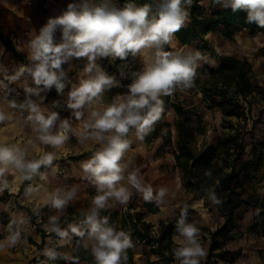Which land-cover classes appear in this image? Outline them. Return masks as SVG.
<instances>
[{
  "label": "clouds",
  "instance_id": "obj_1",
  "mask_svg": "<svg viewBox=\"0 0 264 264\" xmlns=\"http://www.w3.org/2000/svg\"><path fill=\"white\" fill-rule=\"evenodd\" d=\"M191 2L158 0L153 11L152 5L138 6L131 0L122 8L107 0L99 6L90 4L89 0H82L79 4L74 0L61 15L50 17L30 40L29 64L20 66L14 75H6L4 80H0V88L7 92L5 80L11 84L24 75L31 78L35 87L24 86L28 97L25 102L17 105L15 101H9V105L28 112L27 120L41 144L60 148L68 140L67 133L71 130L69 121H61L60 130L54 132L58 113H47L30 97H39L41 91L52 88L62 94L67 80L64 65H71L73 60H86L79 82L72 84L67 100V107L79 120L83 116L82 109L91 106L105 91L119 86L116 77L100 67L98 59L118 58L123 61L131 56L143 60L141 54L148 53L142 70L132 73V82L127 85L126 93L118 94L112 103L102 109H91V123L85 126L88 131L80 136L81 143L91 139L100 145L99 150L82 164L86 178L97 191L84 220L89 228V238L94 241L92 255L95 264H122L127 260L126 250L132 247L126 232L107 226L108 218H100L99 215L108 206L110 198L126 204L132 195L129 188L121 184L125 179V165L121 161L131 144L128 139L130 132L134 130L136 138L141 141L149 135L164 110L162 97L171 96L178 89L185 91L192 88L199 62L206 59L200 51L173 53L164 50L165 45L171 46L174 34L185 26L189 13L183 5H191ZM213 2L225 8L230 6L233 12L244 10L248 23L264 27V0ZM57 31L61 34L59 43L55 42ZM121 76H124L123 71ZM6 119L10 117L0 111V122ZM53 159V153H46L40 159L26 161L20 148L0 144V177L12 166L24 179H30L42 165L51 164ZM206 175L211 177L210 172ZM127 183L146 202H155L157 206L163 203L168 191L165 187L154 190L151 185H145L137 170L128 173ZM74 196V190L63 197L54 194L51 204L61 210ZM207 197L214 204L221 202L214 189L208 191ZM188 211L187 204L180 209L176 222L178 235L173 237L176 245L173 255L179 264H200L206 253L198 240L199 229L195 223L187 222ZM50 224V231L62 238L68 235L59 227L57 217L50 218ZM69 227L73 233L83 235L77 227ZM7 240V245L0 242V249L15 246L18 234L9 236ZM45 255L55 258L56 253L45 250Z\"/></svg>",
  "mask_w": 264,
  "mask_h": 264
},
{
  "label": "trees",
  "instance_id": "obj_2",
  "mask_svg": "<svg viewBox=\"0 0 264 264\" xmlns=\"http://www.w3.org/2000/svg\"><path fill=\"white\" fill-rule=\"evenodd\" d=\"M105 0H91L92 5L99 6ZM158 0H131L138 6L144 4L154 5ZM118 4L125 5L130 0H117ZM188 11V21L185 26L174 34L181 45L194 46L197 50L210 54L216 63L212 66L205 65L196 72L194 86L185 91L179 89L171 96L162 97L164 101L163 112L159 121L154 125L153 131L144 138L146 144L159 139L156 152L170 153L174 166L178 168L180 178L185 190L192 194V199H203L204 205H210L221 220L213 229H208L207 254L200 264H215L218 261L234 262L241 254L240 248L226 247L242 235L239 222L244 214L251 210V229L260 234L264 232V139L255 135L257 125L262 122L264 108L259 110L256 118L251 117L252 97L255 92L251 79L250 64L233 55L218 53L209 40V34H217L223 39L233 40L235 35L245 30L248 35L254 36L264 31L255 23L246 21L247 12L238 10L233 12L231 7L208 0L204 5L202 0H192L191 5H183ZM0 39L10 48L15 57L23 60L8 36L0 29ZM264 56V46L259 48ZM71 73H67V77ZM119 87H113L103 93L100 98L107 105L112 103L114 96L119 92ZM199 95V102L206 108H216L221 112V126L224 131L215 136L211 141L198 144V136L205 131L203 113L199 105L193 101V96ZM174 113V120L167 119L168 111ZM251 124L249 125V119ZM94 149L69 156L70 160H80L92 156ZM46 165H42L38 174ZM211 173V177L206 175ZM25 179L20 191L31 179ZM214 189L215 195L221 201L212 203L207 193ZM26 192V190L24 191ZM10 195L7 188L3 189L0 200L4 201ZM26 211L30 221L40 234V242L22 231L12 219H1L0 222L10 229V232L0 233V239L19 233L25 240L40 248L51 232L47 233L42 227L43 222L50 223V218L57 217L59 227L72 225L77 227L83 235L73 233L69 239L72 254L68 260L61 264H80L86 261L95 264L91 248L85 244L89 237V228L84 223L86 211H78L72 205L67 207L63 214H53L50 205L31 210L23 205H18ZM145 211L157 213L160 206L155 202H142L141 208L136 210L133 201L125 209L106 208L101 210L100 218L107 217L108 225L116 231L126 232L131 239L132 247L126 250L127 264H135L133 256L137 243L147 245L148 253L156 259H147V264L156 261L161 264H179L173 255L176 246L173 236L177 235L176 222L180 210L167 219L159 220L157 227L144 218ZM38 212H43L40 221H37ZM191 212L196 210L189 207L187 222H190ZM2 215V214H1ZM43 255L35 254L29 264L43 263ZM123 262V261H122Z\"/></svg>",
  "mask_w": 264,
  "mask_h": 264
},
{
  "label": "rangeland",
  "instance_id": "obj_3",
  "mask_svg": "<svg viewBox=\"0 0 264 264\" xmlns=\"http://www.w3.org/2000/svg\"><path fill=\"white\" fill-rule=\"evenodd\" d=\"M71 2H74V0H23L22 4L27 8L28 11L27 16H25L24 19L26 22L31 24V28L27 27V30H30L31 35L34 37L39 33L40 28L47 23L50 17L61 15L66 10L67 5ZM75 2L79 4L82 2V0H75ZM105 2L106 0L103 3ZM107 2L121 8L124 6L118 4L117 0H107ZM89 3L92 4L91 0H89ZM157 3L158 1L154 3L153 11H155V5ZM202 3L207 5L208 0H202ZM60 35V32L57 31L55 35V42H60ZM208 37L218 53L239 57L246 60L250 64L251 79L255 88V92L252 97V109L250 114L251 117L256 118L259 110L264 108V56H262L259 52V48L264 46V31L259 32L254 36H250L245 30H241L235 35L233 40L223 39L217 34H209ZM164 50L171 51L173 53L185 52L188 50L199 51L194 46L181 45L176 40V38H173L171 46L165 45ZM201 53L206 59L199 62V67L197 68L196 72L200 71L205 65L212 66L216 63L215 58L210 54L203 52ZM141 55L143 56V60L140 57L133 58L131 56H129L127 60L123 61L118 58L115 60L112 58H101L97 60V63L100 65V67L109 75H114L119 82L118 89L120 90L114 96V98L118 94L126 93L128 90L127 85L132 82V73L142 70L143 62L147 60L148 53L144 52ZM71 64L73 65H71L70 73L74 74H70L65 81V89L67 92L70 91L72 84L79 82V77L83 71L84 65L86 64V60H73ZM121 71L124 72V76H121ZM198 97L199 95L193 96V101L196 105L201 107L203 113L205 131L203 134L198 136V144H201L203 141H211L215 136L221 134L224 129L221 126V112L216 108L204 107L203 104L199 102ZM106 105L107 104L103 103L99 98L98 100L93 101L92 105L89 106L87 111H84L83 109L81 110L83 112V116L81 117V134L88 131L85 126L91 123V109H102ZM167 119L171 122L174 120V113L172 110L168 111ZM262 121H264V114H262ZM250 124L251 118L249 119V125ZM255 135L258 138L260 137L264 139V122L257 125ZM80 136L71 137L70 141L72 146L70 150H65L61 146V150L57 151V153H54V159L51 163L54 167V176H52L54 179L53 191L58 193L64 192L66 194L74 190L75 196L69 201H73L72 203L75 207H79V210L84 211L83 209L87 208L88 212L91 208L92 198L97 195V191L95 187L89 186L84 180H79L76 183H73L70 180L68 169L70 168L69 165H72V163L70 162L69 154L79 153L80 151H86L90 149H94L95 152L99 150L100 145L96 144L91 139L84 140V142L81 143ZM128 139L131 140V144L128 151L125 153L128 161L126 158L121 161V163L125 165L126 171L125 179L121 181V184H123L125 187H128L132 192V195L129 201L118 209H125L126 205L130 201H133L134 206L136 207L144 201L142 195L127 183L128 173L137 170L139 175L143 177V183L145 185H151L154 190H158L161 187L167 188V194L164 197L163 203L160 205L162 209L166 211V213L172 215L178 212L185 204L196 210V212H191L190 214V223H195L196 227L199 229V243L201 246L205 245L206 247V242L208 241L207 237L209 235L208 229L215 228V226L221 220L215 211L212 210V207L209 206L210 202L208 203L209 205H204L203 199H192V194L187 192L183 186L179 170L174 166L172 155L168 152L161 154L156 152V149L159 145V139L146 144L144 139L141 141L136 138L134 130L130 132ZM87 158L90 159L91 156H88ZM36 176L37 174L33 177V179L30 180L29 183L26 184V186L23 188V191H20V189L18 190V193L15 194V196L18 197L17 199H7L6 202L10 201L11 205L16 210V216L11 217L6 212H0V220L2 218L12 219L22 231H24L34 240L36 239L38 241L37 243H39L41 240L39 232L30 221L26 211L18 207V205H23L25 207H31L33 210L40 208L36 206V204L26 200V194L31 187L32 180H35ZM68 178L69 181H67ZM25 190L26 192H24ZM109 209L113 210L114 208ZM42 216L43 212H38L37 221H40ZM252 216L253 212L248 210L239 222L242 235L226 243V247L230 249L240 248L241 254L237 259V264H264V232L260 234L257 232L256 228L251 229L249 227L252 221ZM69 226L70 225H65L64 227H61L62 230H65L68 233L66 237L62 238L57 235V233L50 231V223L43 222L42 227L47 233H51L47 235L44 244L40 248H38L35 244L28 242V240H25L19 233L17 234L20 241H22V245L26 246L28 249H33V252H37L36 254L43 255V263L61 264V261L68 260L72 253L69 239L73 232ZM154 227H157V225H154ZM9 232L10 229L0 222V233L7 234ZM93 243L94 241L89 237L85 239V244L90 246L91 249ZM203 249L205 252H207L206 248L203 247ZM45 250H51L55 252V258L45 255ZM148 258L154 260L155 256L148 253L147 245L137 243L134 253L135 264H147ZM204 258L205 256L201 258V260ZM154 264L161 263L156 261Z\"/></svg>",
  "mask_w": 264,
  "mask_h": 264
},
{
  "label": "crops",
  "instance_id": "obj_4",
  "mask_svg": "<svg viewBox=\"0 0 264 264\" xmlns=\"http://www.w3.org/2000/svg\"><path fill=\"white\" fill-rule=\"evenodd\" d=\"M22 1L23 0H0V29L4 35L9 37L12 45L15 47L17 52L22 55L23 58V60H21L15 57L12 50L8 48L6 44L0 39L1 75H14L19 70L20 66L29 64V42L33 38V36L31 35L30 30H27V27L31 28V24L26 22V20L24 19L25 16H27L28 11L27 8L22 4ZM71 65L64 66L66 72H71ZM73 74L74 73H72L71 75ZM17 83L24 93V86L26 84L29 87H35V85L31 81V78L27 75L21 76L17 80ZM30 98L34 101L40 102L43 110H46L47 113L58 112L59 118L54 125V132L60 130L59 125L61 121H69L71 130L67 133L68 140L62 146V148L65 150H70L72 146L70 141L71 137H79L81 134L80 128L82 126V118L77 120L73 113V110L67 107L68 92L66 91V89H64L62 94H58L55 88H52L50 91H41L39 97L32 96ZM88 108L89 106H86L83 110L87 111ZM0 111H3L7 116L10 117V119H6L5 121L0 122V144L7 147L20 148L24 152V158L26 161L40 159L46 153L54 154L57 153V151L61 150V148H53L50 145L41 144L37 139V134L32 129L31 123L12 115L9 112L8 104L1 100ZM81 152L83 151H80L79 153ZM73 154L77 153H70L69 156ZM87 157L75 161L70 160L72 165H69L70 168L68 169L69 178L73 183H76L79 180H84L89 186L95 187V185L86 178V174L84 173L82 168V164L89 159ZM125 158L128 161V158L125 155L122 160H124ZM52 176H54L53 164L47 165L37 174L36 179L32 180L31 187L26 194V200L36 204V206L38 207H43L49 204L52 213L55 215L65 213L69 205H72L75 210L82 211L79 210V207L74 206V204L72 203L73 201H68L65 208L61 210H58L52 206L51 199L54 194H58L61 197H63L65 194L64 192L58 193L53 191L54 179L52 178ZM124 176H126V171L124 173ZM0 178V196L2 195L3 189L5 187L7 188V192L10 194L4 201L0 200V212H6L9 216L14 217L16 216V210L11 205L10 201H6L8 198H18L15 196V194L18 193V190L22 187L25 179L23 178V175L12 166H9L3 177ZM69 178L67 181H69ZM5 184L7 186H5ZM141 204L136 207V210L141 208ZM122 206L123 204H121L119 201L115 200L114 198H110L108 201V206L106 208L117 209L121 208ZM28 208L33 210L31 207ZM83 210L87 212V208H84ZM170 216L171 215L166 213V211H164L161 206L160 211L157 213H150L148 211H145L144 214L145 220L151 222L154 225H157L159 220L167 219ZM7 238L8 237L0 239V242L7 245ZM35 241L38 242L36 239ZM203 247L207 250L208 243L206 242V247L205 245L202 246V248ZM36 253L37 252H33V249H28L26 248V246L22 245V241H20V239L18 238L15 246H5L0 249V264H29V260ZM205 253L207 254V252ZM133 261L135 263L134 256ZM80 264L88 263L86 261H82L80 262ZM122 264L127 263L123 261ZM215 264H237V260L231 263L218 261Z\"/></svg>",
  "mask_w": 264,
  "mask_h": 264
},
{
  "label": "built area",
  "instance_id": "obj_5",
  "mask_svg": "<svg viewBox=\"0 0 264 264\" xmlns=\"http://www.w3.org/2000/svg\"><path fill=\"white\" fill-rule=\"evenodd\" d=\"M5 76L6 75L0 74V80H4ZM7 76H11V75H7ZM4 83L8 84V91L6 92L4 89L0 88V100L8 104L9 112L12 115L28 122L27 120L28 112L26 110H22L19 107H11L9 105V101H15L17 105L24 103L28 97L25 95V93L23 92V90L21 89L17 81L15 83L9 84L8 81L5 80ZM34 102L39 104L40 107L42 108L40 102H37V101H34Z\"/></svg>",
  "mask_w": 264,
  "mask_h": 264
},
{
  "label": "bare ground",
  "instance_id": "obj_6",
  "mask_svg": "<svg viewBox=\"0 0 264 264\" xmlns=\"http://www.w3.org/2000/svg\"><path fill=\"white\" fill-rule=\"evenodd\" d=\"M175 38V37H174Z\"/></svg>",
  "mask_w": 264,
  "mask_h": 264
}]
</instances>
